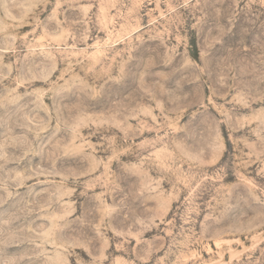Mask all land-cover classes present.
Instances as JSON below:
<instances>
[{"label": "rangeland", "instance_id": "rangeland-1", "mask_svg": "<svg viewBox=\"0 0 264 264\" xmlns=\"http://www.w3.org/2000/svg\"><path fill=\"white\" fill-rule=\"evenodd\" d=\"M0 264H264V0H0Z\"/></svg>", "mask_w": 264, "mask_h": 264}]
</instances>
